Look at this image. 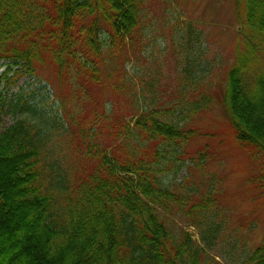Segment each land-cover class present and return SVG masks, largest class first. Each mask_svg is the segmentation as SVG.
Instances as JSON below:
<instances>
[{
  "label": "trees",
  "instance_id": "trees-1",
  "mask_svg": "<svg viewBox=\"0 0 264 264\" xmlns=\"http://www.w3.org/2000/svg\"><path fill=\"white\" fill-rule=\"evenodd\" d=\"M150 3L0 0V78L13 71L32 87L4 97L2 112L13 121L0 125V264L218 263L207 237L218 216L209 217L213 191L195 202L197 191L185 178L164 176L175 170L173 154L196 134L163 119L161 107L139 113V90L120 64L129 59L127 47L144 45ZM236 5L224 109L263 187L264 0ZM189 28L192 47L200 35ZM43 66L53 76L43 77ZM98 84L113 96L87 112L89 90ZM37 114L39 122L32 119ZM185 222L199 227L203 244ZM242 264H264V237Z\"/></svg>",
  "mask_w": 264,
  "mask_h": 264
},
{
  "label": "rangeland",
  "instance_id": "rangeland-1",
  "mask_svg": "<svg viewBox=\"0 0 264 264\" xmlns=\"http://www.w3.org/2000/svg\"><path fill=\"white\" fill-rule=\"evenodd\" d=\"M236 8V0H151V23L143 47H127L129 59L120 61L122 67L126 62V78L139 90V113L161 107L166 110L163 119L185 124L196 134L186 149L173 154L175 170L164 176L167 182L185 178V184L197 191L195 202L213 191L217 201L209 217L213 215L215 222L218 214L221 225L217 230V222L212 223V234L206 235L214 241L209 251L216 264H242L264 237V186L255 182L259 169L238 144L224 109L226 67L235 53ZM189 24L200 35L192 47L187 45ZM5 68L2 61L0 75ZM109 71L103 69V81H111ZM41 73L53 76V69L43 66ZM148 82L154 88L147 87ZM20 87L32 89L28 76L12 71L0 78V125L13 121L2 112L6 111L4 97L9 101ZM111 96L108 88L98 84L89 90L87 112ZM171 103L175 104L172 112L167 111ZM32 119L41 121L39 114ZM201 150L204 156L198 154ZM184 160L186 165L178 167ZM185 228L203 244L199 227L185 222Z\"/></svg>",
  "mask_w": 264,
  "mask_h": 264
}]
</instances>
